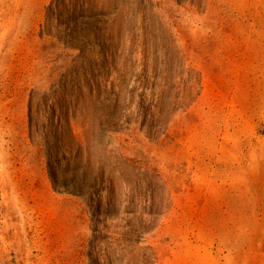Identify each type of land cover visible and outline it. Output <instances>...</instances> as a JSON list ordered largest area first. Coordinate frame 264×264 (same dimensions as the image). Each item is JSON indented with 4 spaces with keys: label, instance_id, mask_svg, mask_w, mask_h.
Segmentation results:
<instances>
[{
    "label": "rangeland",
    "instance_id": "obj_1",
    "mask_svg": "<svg viewBox=\"0 0 264 264\" xmlns=\"http://www.w3.org/2000/svg\"><path fill=\"white\" fill-rule=\"evenodd\" d=\"M0 264H264V0H0Z\"/></svg>",
    "mask_w": 264,
    "mask_h": 264
}]
</instances>
